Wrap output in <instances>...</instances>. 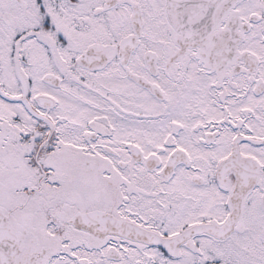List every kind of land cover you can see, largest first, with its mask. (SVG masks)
Masks as SVG:
<instances>
[{"label": "snow or ice", "instance_id": "1", "mask_svg": "<svg viewBox=\"0 0 264 264\" xmlns=\"http://www.w3.org/2000/svg\"><path fill=\"white\" fill-rule=\"evenodd\" d=\"M0 264H264V0H0Z\"/></svg>", "mask_w": 264, "mask_h": 264}]
</instances>
